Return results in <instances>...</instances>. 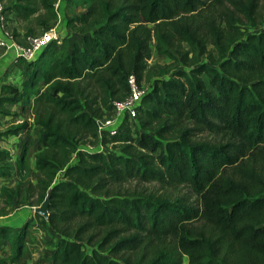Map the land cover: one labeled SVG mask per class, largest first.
Masks as SVG:
<instances>
[{
  "label": "trees",
  "instance_id": "16d2710c",
  "mask_svg": "<svg viewBox=\"0 0 264 264\" xmlns=\"http://www.w3.org/2000/svg\"><path fill=\"white\" fill-rule=\"evenodd\" d=\"M22 36L58 20V0H0ZM78 36L49 43L28 62L21 87H0V113L30 110L39 129L31 206L49 194L39 222L56 235L50 264H264V22L257 0H67ZM227 4V5H226ZM13 37L20 36L17 29ZM155 52L169 63L147 65ZM133 75L145 89L136 120L106 138L97 119L124 99ZM143 87V86H142ZM3 114V115H4ZM23 120L2 135L29 128ZM210 132L217 140L198 138ZM111 144L114 151L87 145ZM75 155V161L70 159ZM26 150L16 160L27 168ZM11 153L0 149V179ZM59 175V177H57ZM129 180L185 186L172 197L120 189ZM0 217L14 206L9 187ZM0 225L19 259V234ZM11 258L0 257V264Z\"/></svg>",
  "mask_w": 264,
  "mask_h": 264
},
{
  "label": "rangeland",
  "instance_id": "374dc122",
  "mask_svg": "<svg viewBox=\"0 0 264 264\" xmlns=\"http://www.w3.org/2000/svg\"><path fill=\"white\" fill-rule=\"evenodd\" d=\"M257 2L261 6L264 4V0H257ZM3 5L5 6L6 3L3 2ZM55 7L58 12V20L50 28L54 29L58 33V38L53 40L51 43L55 42L54 45H57V43H62L64 40H67L69 42V45L71 46L72 42L74 41L73 38L74 36L69 35L70 31L69 29H66L67 27L65 28L63 21L65 20V18L69 19L70 17L81 13L82 10H80L79 8H75L71 5H68L67 0H58V2L55 4ZM235 16L239 19L238 24L249 33L258 32L261 30L264 31V22L255 25L253 23L248 22L240 13H236ZM24 25L25 24L20 22L15 17L6 14L5 21L3 24H1V28L3 32H7L8 34L10 33L12 34L13 29H17V31L20 33V36L16 38L18 41L22 42L24 38V36H22V33L24 31L23 30ZM67 30L69 31L68 34H65ZM36 31L37 32L40 31V28L37 29ZM64 34L65 36H63ZM154 45L155 42L152 41L151 42L152 56L149 60H147L146 62L147 65H152L155 63L157 64L169 63L170 59L168 57L164 55H159L155 52ZM18 62H22V61H18ZM23 63L25 65L24 67H27L26 65L27 63L25 62ZM149 85L150 84L147 81H144L142 83L144 89L148 88ZM8 110L9 112L7 114L2 113L4 114L2 115L0 113L1 114L0 115V147L2 146V147L10 148L9 151L12 156V159L10 160V164L12 166V171L9 176L1 179L0 184L9 187V189H11L12 197L14 199V206L10 209L11 213L17 214L18 212H22L23 214H25V216L28 215V219L29 217L31 219L28 220V222L25 225H22L17 229L12 228L13 230L11 233L13 235H16L15 233H17L19 229H25V227L27 228L30 223L34 225V227L31 228L32 225L31 224L29 226L30 230L28 229L29 231L26 232L27 238L25 241V246L27 247V250L23 252L22 254L23 256L18 264H25L26 262L29 261L28 258L30 257H32V259L27 264H48L47 260L49 259L50 255L54 250V246L56 244L58 237L54 235L52 232H50L48 228L40 227L37 221L38 219L34 218V221H32L35 206H31V202H33L36 199V194L30 193V191L28 190L29 183H34V180L31 179L33 177V174L35 173L33 161H34V155L37 153L39 148L38 145L39 129L34 125L29 109H26L25 112L21 113L20 106L18 105V106H12L10 108L8 107ZM23 120L29 121L30 123L29 128L25 130H20L15 136L2 135L3 132L7 131L8 129L12 128L15 124ZM198 138L209 139L213 141L219 139V138H215V135L210 132H202L201 134H198ZM106 148L109 151H114L112 145H109ZM24 150H26V154H27L26 156L27 168L20 175L18 174L16 168V160L20 156L21 152H23ZM57 177H59V175ZM120 189L128 193L142 192L144 194H155V195H160L162 193H169L172 197L181 194H185L188 197L192 196L188 188H186L185 186H178L175 188L162 187L160 184H158L155 181L138 182L136 180H129L123 183ZM3 199L4 196L0 193V204H3L2 202ZM191 199H195V196H192ZM14 251L15 248H12V253ZM184 258L186 259L184 264H187V257Z\"/></svg>",
  "mask_w": 264,
  "mask_h": 264
},
{
  "label": "built area",
  "instance_id": "2783aa9c",
  "mask_svg": "<svg viewBox=\"0 0 264 264\" xmlns=\"http://www.w3.org/2000/svg\"><path fill=\"white\" fill-rule=\"evenodd\" d=\"M3 8V2L0 1V24L4 23L6 16L3 12ZM57 38L58 33L52 28L41 30L39 32L36 31L33 34L24 37L22 42L18 41L16 37H13L11 33L8 34L7 32H3V34H0V49L12 50L16 61L28 63L37 57V54L42 47L47 46ZM128 82L130 85L128 95L120 101L113 102L112 113L110 115L97 119L100 137L103 132H106V138L115 135L119 131L121 123L124 120H127L129 123L135 122L137 107L140 105L141 97L145 89L136 84L133 75L129 76ZM109 145L111 144H106L105 146L101 143L95 146L87 145L88 147L86 146V149L106 153L109 151L106 148ZM74 161L75 155L70 159V162Z\"/></svg>",
  "mask_w": 264,
  "mask_h": 264
},
{
  "label": "crops",
  "instance_id": "0c3cea01",
  "mask_svg": "<svg viewBox=\"0 0 264 264\" xmlns=\"http://www.w3.org/2000/svg\"><path fill=\"white\" fill-rule=\"evenodd\" d=\"M67 19L68 18H65V20L63 21L65 28H66ZM40 31H41V29H40ZM68 32L69 31L67 30L65 34H68ZM0 34H3V31H2V28H1V24H0ZM65 34L63 36H65ZM69 35L74 36L73 37L74 40L78 39V36H76V34L72 33L71 31H70ZM24 66L25 65H24L23 62H18V61L15 60L14 52L12 50L0 49V87H1L2 84L9 83V84H14V85H16L17 87L20 88L21 87V83L23 82L24 79H26L27 74H28L27 67H24ZM0 149H6L8 151L10 150V148L2 147V146L0 147ZM33 166H34V161H33ZM1 179H0V182H1ZM34 213H35V211H34ZM13 214L14 213L10 212L6 216H1L0 217V225L7 226L11 230H13L12 228H16L17 229L18 227H21L22 225H25L28 222V220H31L30 217L28 219V215L25 216V214H23L22 212H18L17 214L15 213L14 215ZM34 218L38 219L35 216V214H33L32 221H34ZM37 221L39 223V226L43 228L44 226L39 222V220H37ZM31 224L32 223H30L28 225V227L26 228V232L30 230L29 226ZM33 227H34V225L32 224L31 228H33ZM21 230L22 229H19L17 231V233H15V234L16 235L19 234V232ZM26 238H27V233H26ZM26 238H25V241H26ZM26 250H27V247L25 246L24 247V252ZM13 253H12L11 243L7 239H4V238H2L0 236V257L11 258ZM22 256L19 259H12L11 258L12 260H10V264H18L20 259L22 258ZM28 259H29V261H31L32 257H30ZM26 260H27V258H26ZM28 262H26L25 264H27ZM47 262H48V264H50L49 259L47 260Z\"/></svg>",
  "mask_w": 264,
  "mask_h": 264
},
{
  "label": "water",
  "instance_id": "95a60500",
  "mask_svg": "<svg viewBox=\"0 0 264 264\" xmlns=\"http://www.w3.org/2000/svg\"><path fill=\"white\" fill-rule=\"evenodd\" d=\"M48 202H49V194L46 195L45 199L40 205L34 207V211L44 216L45 218H47L48 217V210H47Z\"/></svg>",
  "mask_w": 264,
  "mask_h": 264
},
{
  "label": "bare ground",
  "instance_id": "6f19581e",
  "mask_svg": "<svg viewBox=\"0 0 264 264\" xmlns=\"http://www.w3.org/2000/svg\"><path fill=\"white\" fill-rule=\"evenodd\" d=\"M186 261V259L184 258V262Z\"/></svg>",
  "mask_w": 264,
  "mask_h": 264
}]
</instances>
